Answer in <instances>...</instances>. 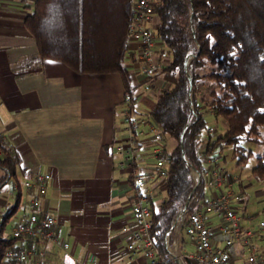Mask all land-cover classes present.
Returning <instances> with one entry per match:
<instances>
[{"label": "crops", "instance_id": "crops-1", "mask_svg": "<svg viewBox=\"0 0 264 264\" xmlns=\"http://www.w3.org/2000/svg\"><path fill=\"white\" fill-rule=\"evenodd\" d=\"M34 1L0 0V136L18 154L28 174H49L46 193L39 204L44 213L55 217V234L67 247L63 250L50 245L44 264H147L139 252L127 247L132 240L124 227L130 230L133 226V173L139 169L148 173L156 161L154 150L158 144L153 141L152 131L155 125L145 113L174 83L171 73L162 70L169 56L158 38L152 56L155 74L144 96L148 107L142 114L136 113L132 104L135 100L125 97L118 73L77 74L58 61L35 57V41L23 24ZM154 22L155 16L151 24ZM125 57L128 62L123 61V66L133 96L140 85L146 84L145 62L138 58L135 42L128 43ZM127 102L131 104L127 106ZM126 112L137 124V151L133 163L121 168L120 147H128ZM213 132L210 129L201 134L199 148L210 147ZM217 155L212 147L205 156ZM214 165L219 166L217 162ZM4 172L0 166V178ZM15 187L9 180L0 188V219L18 199ZM164 187L162 179L149 175L142 195L150 205L159 206L165 198ZM207 189V196L216 192ZM233 190L242 191L241 187ZM33 195V189L21 188L24 214L16 217L8 233L12 226L27 220L26 204ZM206 219L210 226L218 224L214 215L208 214ZM241 223L251 228L245 218ZM257 236L264 250V233L256 232ZM165 244L169 258L175 263L177 259L179 264L194 251L181 220L167 232ZM244 258V249L238 245L233 263L245 264Z\"/></svg>", "mask_w": 264, "mask_h": 264}, {"label": "trees", "instance_id": "trees-1", "mask_svg": "<svg viewBox=\"0 0 264 264\" xmlns=\"http://www.w3.org/2000/svg\"><path fill=\"white\" fill-rule=\"evenodd\" d=\"M132 2L35 0L23 21L35 41V57L58 61L77 74L118 73L125 97L132 101L123 66ZM155 17L156 34L170 59L162 70L171 73L174 83L145 113L163 136L161 157L167 169L165 198L159 206L150 205L151 237L169 258L165 237L177 214L185 205L187 213L192 212L206 195L199 154L206 127L201 109L212 111L226 125L203 154L216 143L229 145L239 166L251 154L242 142L264 146V0H157ZM20 164L18 154L0 136V166L5 170L0 188L10 180L18 197L0 219V264H12L7 252L13 248L39 246V240L12 237L6 227L20 204V177H33ZM194 172L200 174L195 188ZM252 175L264 181V150ZM234 176L235 185L240 177ZM185 224L186 217L184 229ZM183 264L193 262L185 257Z\"/></svg>", "mask_w": 264, "mask_h": 264}, {"label": "built area", "instance_id": "built-area-1", "mask_svg": "<svg viewBox=\"0 0 264 264\" xmlns=\"http://www.w3.org/2000/svg\"><path fill=\"white\" fill-rule=\"evenodd\" d=\"M157 0H133L131 4V18L128 24L127 46L129 42L138 44V58L145 62L143 68L145 86L150 88V83L155 74L156 64L153 62V48L158 39L156 24L152 23L155 16ZM154 25V27H153ZM132 97V96H131ZM133 99V97H132ZM124 122L128 129V147H120L123 159L119 162L121 168L131 165L137 151L136 122L126 112ZM153 141L158 144L154 150L156 161L147 173L143 169L133 173V182L136 188V196L131 208L132 228L124 227L132 240L128 248L139 252L147 264H168V259L161 255L159 247L151 237L152 213L149 201L142 195V189L146 186L147 177L156 175L165 182L167 169L161 157L163 152V136L155 125L152 128ZM209 168L204 169L203 180L205 187L216 189L198 201L197 207L187 213L178 216L177 220L186 217L185 233L194 245V251L186 257L193 264H234L236 247L240 245L244 249L245 264H264V250L256 243L254 229L244 227L241 217L233 209V200H240V195L233 190L236 177L229 174L224 168L215 166L211 156L207 157ZM199 174V173H198ZM200 179V174L198 180ZM49 174L38 173L25 180L24 187L34 190L33 197L27 202L28 218L26 222L17 223L11 227L10 235L15 238L28 237L39 240L38 247L22 246L13 248L7 252L12 264H42L50 245L54 244L66 249L67 243L61 241L55 234V217L44 213L39 204V199L46 193ZM214 215L218 218L216 227L210 226L206 215ZM264 227V222H261Z\"/></svg>", "mask_w": 264, "mask_h": 264}, {"label": "rangeland", "instance_id": "rangeland-1", "mask_svg": "<svg viewBox=\"0 0 264 264\" xmlns=\"http://www.w3.org/2000/svg\"><path fill=\"white\" fill-rule=\"evenodd\" d=\"M127 62V57H124V64H126ZM144 86L145 85H140V87L137 88V90L132 96L135 100H133L134 103L132 104L134 105V111L136 113L142 114L143 111H145V109H147L148 107V104L144 102V96H146L147 92L149 91L144 90ZM138 97H140L139 100H137ZM130 104L128 103L127 106H129ZM202 115L206 122V127L203 129V134H206L208 130L213 129L214 132L212 133V138L216 139L224 132L226 125L222 119H215V117L210 115L209 111L205 109H202ZM242 145L246 151L251 150L250 156L248 157L247 161L242 165H236V159L232 158V147L229 145L221 147L219 143H216L214 146V151L218 155L212 156L211 158L212 160L214 159L213 164L217 162V164L221 168H224L229 174H234L240 177L239 181H237L234 185V188L236 190H239V183H241L242 192L239 190L241 198L238 201L233 200L232 207L241 218H245L248 221V224L252 229H254L257 233H264V227H261L260 225L261 222H264V181L259 180L254 175H252V168H254V166L257 164L258 156L262 154L264 146L250 141H244L242 142ZM199 151V154L203 160V168L208 169L210 164L207 161V156L203 154L204 147L200 148ZM198 177L199 174L197 172H194L195 182L198 181ZM20 181L21 188L23 190V176L20 177ZM207 191H209V189H207ZM12 197H15V195ZM163 197H165L164 191ZM14 203L15 201L12 203V206L14 205ZM23 210L24 197L20 201V204L13 217V220H11L7 224V229L10 228V225L13 224L17 216L24 214ZM255 241L259 245L261 244L260 238H258V236L257 238H255Z\"/></svg>", "mask_w": 264, "mask_h": 264}, {"label": "water", "instance_id": "water-1", "mask_svg": "<svg viewBox=\"0 0 264 264\" xmlns=\"http://www.w3.org/2000/svg\"><path fill=\"white\" fill-rule=\"evenodd\" d=\"M188 76V80H189V87L191 88L192 86H191V77H190V75L188 74L187 75ZM182 146V145H181ZM199 181V180H198ZM198 181H196V183H195V186H194V188L197 186V183H198ZM185 210H186V205L184 206V208L177 214V218H178V216H182L183 214H184V212H185ZM177 218H176V220L175 221H177ZM176 263L177 264H179L178 263V261H177V259H176Z\"/></svg>", "mask_w": 264, "mask_h": 264}]
</instances>
